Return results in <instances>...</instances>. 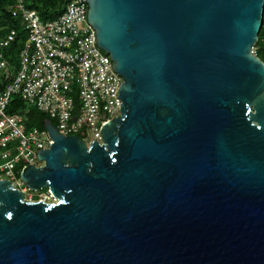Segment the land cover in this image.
Masks as SVG:
<instances>
[{"label": "water", "instance_id": "1", "mask_svg": "<svg viewBox=\"0 0 264 264\" xmlns=\"http://www.w3.org/2000/svg\"><path fill=\"white\" fill-rule=\"evenodd\" d=\"M122 77L102 142L0 178V264H264V0H87Z\"/></svg>", "mask_w": 264, "mask_h": 264}, {"label": "built area", "instance_id": "2", "mask_svg": "<svg viewBox=\"0 0 264 264\" xmlns=\"http://www.w3.org/2000/svg\"><path fill=\"white\" fill-rule=\"evenodd\" d=\"M11 12L22 21L27 38L16 66L4 53L16 32L0 38V178L25 191L21 170L40 165L38 150L53 140L45 128H28L22 110H9L13 95L54 119L59 133L102 142V125L119 113L116 92L122 77L97 44L87 0H69L58 16L46 21L24 0H15Z\"/></svg>", "mask_w": 264, "mask_h": 264}, {"label": "trees", "instance_id": "3", "mask_svg": "<svg viewBox=\"0 0 264 264\" xmlns=\"http://www.w3.org/2000/svg\"><path fill=\"white\" fill-rule=\"evenodd\" d=\"M28 8L35 9L40 20L46 21L58 16L65 8L69 0H24ZM15 0H0V38L4 37L11 30L16 32V35L10 45L4 50L7 59L16 66L18 64V53L22 49L27 38V31L24 29L22 21L14 17L11 12V6ZM253 48L255 53L264 61V11L263 22L258 33V39ZM8 73V74H7ZM6 75H10V70L7 69ZM10 111L22 110L25 113V124L28 128L33 126L39 129L44 128L46 120H50L55 124L54 119L49 118L43 112L37 110L34 106L25 104L24 100L13 95L10 106ZM45 191L47 188H42Z\"/></svg>", "mask_w": 264, "mask_h": 264}, {"label": "rangeland", "instance_id": "4", "mask_svg": "<svg viewBox=\"0 0 264 264\" xmlns=\"http://www.w3.org/2000/svg\"><path fill=\"white\" fill-rule=\"evenodd\" d=\"M255 50V48H253ZM91 138V135L89 133L86 134V141L88 142ZM25 198L31 199V200H37L43 198L47 202H52L55 201L53 197L49 194L48 190H41L39 189L38 191H33L30 189H25Z\"/></svg>", "mask_w": 264, "mask_h": 264}, {"label": "bare ground", "instance_id": "5", "mask_svg": "<svg viewBox=\"0 0 264 264\" xmlns=\"http://www.w3.org/2000/svg\"><path fill=\"white\" fill-rule=\"evenodd\" d=\"M51 197H53L52 195H51ZM54 198V197H53ZM55 199V198H54Z\"/></svg>", "mask_w": 264, "mask_h": 264}]
</instances>
